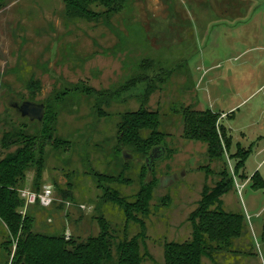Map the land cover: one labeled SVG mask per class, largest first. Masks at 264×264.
I'll use <instances>...</instances> for the list:
<instances>
[{
    "label": "rangeland",
    "instance_id": "374dc122",
    "mask_svg": "<svg viewBox=\"0 0 264 264\" xmlns=\"http://www.w3.org/2000/svg\"><path fill=\"white\" fill-rule=\"evenodd\" d=\"M63 10L62 0H6L0 7V136L28 123L8 106L10 101L49 99L58 134L72 142L68 152H50L38 181L52 185L53 203L22 206L21 222L28 217L32 230L42 234L88 237L98 232L95 217L120 220L88 169L129 178L131 184L122 188L125 195L150 178L146 244L160 263L162 242L189 236L187 217L204 187L214 185L221 169L234 176L235 160L229 157L238 154L239 146L249 150L246 175H235L222 199L225 209L244 214L247 225L248 235L242 238L251 254L239 264H261L255 243L264 217V187L253 188L249 178L240 189L237 181L244 182L259 162L264 180V152L258 151L264 147V0H130L109 24L67 20ZM137 74L148 76L147 81L131 83L132 91L105 104L108 99L100 94ZM151 83L154 90L145 103L138 100ZM56 97L65 100L62 107ZM141 103L147 111H158L160 129L167 134V153L151 174L131 147L125 148L130 158L124 160L117 140L121 114ZM207 110L217 116V130L224 126L231 136L217 159L209 157L204 142L184 131L188 112ZM228 111L233 114L224 115ZM36 128L28 125L29 132ZM184 171L170 184L159 185L163 177ZM26 177L30 182L34 170ZM248 214H258L250 217L249 228ZM8 236L0 219V264H10L15 249V239L6 245ZM205 263L234 264L227 259Z\"/></svg>",
    "mask_w": 264,
    "mask_h": 264
},
{
    "label": "trees",
    "instance_id": "16d2710c",
    "mask_svg": "<svg viewBox=\"0 0 264 264\" xmlns=\"http://www.w3.org/2000/svg\"><path fill=\"white\" fill-rule=\"evenodd\" d=\"M5 1L0 0V7ZM129 1L62 0L67 20L101 21L108 24L114 14L125 8ZM147 77L137 74L131 80L99 94L104 96L105 100L108 99L105 102L108 104L113 97L132 91L131 83H144ZM29 81L38 83L33 78ZM153 90L151 83V86L145 87L142 95L136 98L139 100L142 97L145 103ZM93 92L98 93L94 90ZM55 100L61 107L65 102L57 97ZM39 103H43L45 107L41 121H30L26 118L27 125L20 124L0 136V147L5 150L0 156V219L9 232L6 245H11V239H15L10 264H206L207 260L214 263L216 259L223 262L225 259L233 261L245 259L251 254L247 251L249 243L242 238L248 235L244 214L239 210L225 209L222 199V196L233 188L234 176L243 177L239 172L244 168L249 150L242 151L239 146L236 147L238 154L229 157L235 160L234 176L221 169L214 185L211 188L204 187L196 207L187 217L191 229L189 236L181 240L162 242L160 263L150 254L146 244L149 239L146 217L149 214L153 184L150 178L140 183L137 192L125 195L122 188L131 184L129 178L107 175L90 168L86 174L92 177L95 186L102 192V198L112 204L111 208L117 212L120 220L112 222L103 216L95 217L98 232L85 238L66 237L63 233L34 232L28 217L21 222L18 209L24 206V202L19 196V191L28 185H31L33 190L40 191L45 184L38 181L41 180L42 170L50 152H68L72 149V142L58 134L56 110L52 107V101L48 99ZM144 103H141L137 110H127L121 114L117 136L121 153L126 147H131L136 157L143 161L154 146L162 145L166 150L164 139L167 137L160 129L158 111L143 109ZM95 110L100 109L95 106ZM186 115V137L204 142L210 158L223 157L225 149L231 144V136H227L224 126L217 130L214 125L217 116L208 110L203 113L188 112ZM28 125H36L37 128L29 132ZM12 147L13 151L6 152ZM144 166L148 173L145 161ZM29 170H34V177L30 182L26 177ZM250 178L253 188L264 187V180L258 171L253 172Z\"/></svg>",
    "mask_w": 264,
    "mask_h": 264
},
{
    "label": "water",
    "instance_id": "95a60500",
    "mask_svg": "<svg viewBox=\"0 0 264 264\" xmlns=\"http://www.w3.org/2000/svg\"><path fill=\"white\" fill-rule=\"evenodd\" d=\"M8 106L16 110L20 114V116L28 118V120L30 121H34V120L41 121L45 113V107L43 103L29 101V100L10 101L8 103ZM165 154H166V150L162 145H157L151 148L149 154L144 159L149 174H151L152 172L153 164L163 159ZM122 156L124 160L130 158L125 150H122ZM184 173L185 171L180 175L179 174H173L170 176L167 175L160 180V185L165 186L167 184H170L171 182L178 179L179 176L184 175Z\"/></svg>",
    "mask_w": 264,
    "mask_h": 264
},
{
    "label": "built area",
    "instance_id": "2783aa9c",
    "mask_svg": "<svg viewBox=\"0 0 264 264\" xmlns=\"http://www.w3.org/2000/svg\"><path fill=\"white\" fill-rule=\"evenodd\" d=\"M53 188L51 184H45L40 191L23 188L19 191V196L24 202V206L39 205L48 207L53 202Z\"/></svg>",
    "mask_w": 264,
    "mask_h": 264
},
{
    "label": "crops",
    "instance_id": "0c3cea01",
    "mask_svg": "<svg viewBox=\"0 0 264 264\" xmlns=\"http://www.w3.org/2000/svg\"><path fill=\"white\" fill-rule=\"evenodd\" d=\"M213 105H215V104H211V106H213ZM222 111V110H221ZM227 113H229L230 114V116L233 114V112L232 111H228V112H225L224 113V115H226ZM229 116V117H230ZM261 136V135H260ZM260 139V138H259ZM238 143V142H237ZM260 153H262V152H264V147L263 148H261V149H259L258 150ZM260 164H261V162H259L258 163V165L254 168V171L253 172H255V171H258L259 173H260V169H259V167H260ZM245 166V165H244ZM242 171V172H241ZM240 171V173H244L243 172V169ZM246 174L244 173V175L243 176H245ZM252 175V174H251ZM250 175V176H251ZM260 175H261V173H260ZM250 176H246V179L244 180V182H239V181H237V183H238V187H240V189L244 186V183H246V181L248 182L249 181V178H250ZM262 176V175H261ZM240 191V190H239ZM262 211V209L260 210V212ZM258 215V214H257ZM257 215H253V216H251V215H247V222H248V228H249V225L251 224V222L249 221V219H250V217L251 218H253V217H257ZM250 226H252V224L250 225ZM253 227V226H252ZM261 228H259V230H258V227H257V230L259 231V237H258V235H257V233L255 234V236L254 235H252V237L254 236V238H255V240H256V237H258V238H260V239H258V243L256 242L255 243V245H256V247L258 248L257 250V252H258V254L260 255V263L261 264H264V236H263V229H264V217H263V223L261 224V226H260ZM261 230V231H260ZM261 235V236H260ZM233 259V258H232ZM246 260L245 259H242V258H239V259H237V260H234L233 259V261H231V262H234V264H239L240 262H245ZM258 264V263H257Z\"/></svg>",
    "mask_w": 264,
    "mask_h": 264
}]
</instances>
